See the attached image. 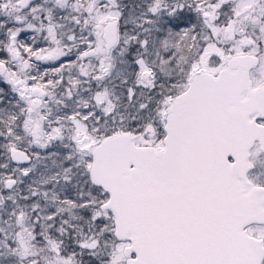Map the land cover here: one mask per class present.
I'll list each match as a JSON object with an SVG mask.
<instances>
[{
  "label": "snow or ice",
  "instance_id": "obj_1",
  "mask_svg": "<svg viewBox=\"0 0 264 264\" xmlns=\"http://www.w3.org/2000/svg\"><path fill=\"white\" fill-rule=\"evenodd\" d=\"M0 264H264V0H0Z\"/></svg>",
  "mask_w": 264,
  "mask_h": 264
}]
</instances>
